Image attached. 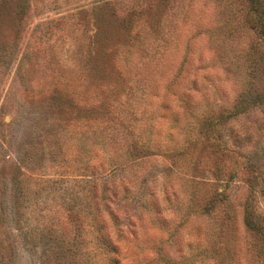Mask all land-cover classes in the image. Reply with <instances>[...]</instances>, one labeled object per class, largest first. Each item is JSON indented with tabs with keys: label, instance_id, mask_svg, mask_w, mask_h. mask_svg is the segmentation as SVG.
<instances>
[{
	"label": "rangeland",
	"instance_id": "374dc122",
	"mask_svg": "<svg viewBox=\"0 0 264 264\" xmlns=\"http://www.w3.org/2000/svg\"><path fill=\"white\" fill-rule=\"evenodd\" d=\"M249 7L0 0V264H264Z\"/></svg>",
	"mask_w": 264,
	"mask_h": 264
},
{
	"label": "trees",
	"instance_id": "16d2710c",
	"mask_svg": "<svg viewBox=\"0 0 264 264\" xmlns=\"http://www.w3.org/2000/svg\"><path fill=\"white\" fill-rule=\"evenodd\" d=\"M250 7H249V22L253 23L254 29H256L259 34L264 38V6L261 0H248ZM246 223L251 229L261 230V226L257 223L256 225L253 223L251 217H246ZM256 227V228H255ZM103 244L110 245V241L107 240V236L103 234L102 236Z\"/></svg>",
	"mask_w": 264,
	"mask_h": 264
}]
</instances>
